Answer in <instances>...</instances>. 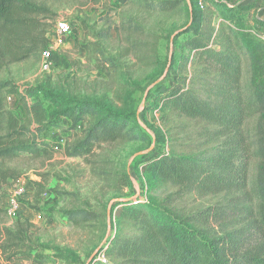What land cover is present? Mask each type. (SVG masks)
<instances>
[{
	"label": "trees",
	"instance_id": "obj_1",
	"mask_svg": "<svg viewBox=\"0 0 264 264\" xmlns=\"http://www.w3.org/2000/svg\"><path fill=\"white\" fill-rule=\"evenodd\" d=\"M91 2L0 0V74L40 60L50 45L48 22L65 9L81 13ZM115 5L180 22L170 67L141 115L71 96L49 77L27 86L0 77V264L47 263L46 252L58 260L65 256L43 242L29 220L11 221L1 204L27 172L54 159L47 138L50 129L65 131L61 120L73 134L65 149L69 158H88L104 145L150 142L139 121L163 146L144 170L149 189L161 196L119 204L115 232L88 264H264V20L253 14L255 0ZM72 23L89 30L79 16ZM10 97L24 110L23 118ZM151 111L159 114L160 128L146 119ZM35 186L39 200L45 188ZM207 198L218 200L199 210L190 205ZM60 215L76 228L102 218L84 209Z\"/></svg>",
	"mask_w": 264,
	"mask_h": 264
},
{
	"label": "rangeland",
	"instance_id": "obj_2",
	"mask_svg": "<svg viewBox=\"0 0 264 264\" xmlns=\"http://www.w3.org/2000/svg\"><path fill=\"white\" fill-rule=\"evenodd\" d=\"M235 1L246 4L251 0ZM101 3L104 1L92 0L81 13L76 9L62 10L54 21L48 22V33H53L57 23L63 20H68L73 28L72 36L56 48L55 68L50 75L40 72V58L14 65L0 77L12 79L19 86L34 85L49 77L71 96L95 99L113 105L118 112L134 111L137 116L141 115L150 101L148 96L161 85L170 67L174 30L180 22L176 17L146 13L136 7L118 8L112 0L108 5L101 6ZM254 7L253 14H263L264 19V0H255ZM77 16L87 21L89 30L72 23ZM250 21L252 26L254 20ZM102 32L108 33L107 40L96 36ZM9 103L23 118L24 110L18 102ZM145 116L160 128L156 111L145 113ZM61 121L66 126L65 131L50 129L47 138L55 150L54 159L37 171L27 172L8 194L10 196L20 187L25 189L24 196L18 198L19 219L36 225L42 241L65 255L58 260L53 252H46L52 264H88L115 232L119 204L161 196L159 190L149 189L144 170L152 152L162 151L163 146L156 143L154 132L139 121L151 137L150 142L104 145L88 158H69L65 149L73 134L66 131L69 122ZM35 183L45 188L39 200L35 198ZM217 200L195 199L190 205L199 210L214 205ZM3 201L5 206L7 200ZM78 209L92 211L102 218L100 222L76 228L60 215L62 210ZM37 214L51 215V219L35 221Z\"/></svg>",
	"mask_w": 264,
	"mask_h": 264
},
{
	"label": "built area",
	"instance_id": "obj_3",
	"mask_svg": "<svg viewBox=\"0 0 264 264\" xmlns=\"http://www.w3.org/2000/svg\"><path fill=\"white\" fill-rule=\"evenodd\" d=\"M49 33L50 35H48V37L50 40V45L48 49L43 53L40 61V72L45 75H50L53 72L55 68L54 53L56 52V48L72 36L73 28L72 25L68 22V20H63L57 23L56 30L53 33ZM13 100L14 99L12 97L9 98V102H12ZM24 194L25 189L20 187L6 199L7 214L11 221H14L15 219L19 218L20 204L18 198L24 196ZM48 219V216L41 214H37L35 217V221L38 222H45Z\"/></svg>",
	"mask_w": 264,
	"mask_h": 264
},
{
	"label": "crops",
	"instance_id": "obj_4",
	"mask_svg": "<svg viewBox=\"0 0 264 264\" xmlns=\"http://www.w3.org/2000/svg\"><path fill=\"white\" fill-rule=\"evenodd\" d=\"M104 1V3H101L100 5L101 6H103L104 4H109L110 2H111V0H103ZM114 3L116 2V0H112ZM258 16H259V13H258ZM260 18H262L263 19V14H261V16H259ZM264 20V19H263ZM3 203H4V201H2ZM2 202H1V204H2ZM51 263V261L49 262H47V263H44V264H50ZM52 263H53V261H52ZM51 263V264H52ZM38 264H43V263H38ZM55 264H58V263H55Z\"/></svg>",
	"mask_w": 264,
	"mask_h": 264
}]
</instances>
